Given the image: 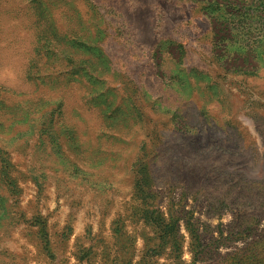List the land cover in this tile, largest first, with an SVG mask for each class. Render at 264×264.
Wrapping results in <instances>:
<instances>
[{"label": "rangeland", "instance_id": "1", "mask_svg": "<svg viewBox=\"0 0 264 264\" xmlns=\"http://www.w3.org/2000/svg\"><path fill=\"white\" fill-rule=\"evenodd\" d=\"M0 264H264V0H0Z\"/></svg>", "mask_w": 264, "mask_h": 264}]
</instances>
